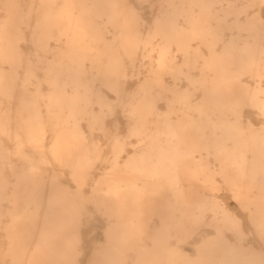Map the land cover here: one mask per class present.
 Returning a JSON list of instances; mask_svg holds the SVG:
<instances>
[{
	"label": "bare ground",
	"instance_id": "obj_1",
	"mask_svg": "<svg viewBox=\"0 0 264 264\" xmlns=\"http://www.w3.org/2000/svg\"><path fill=\"white\" fill-rule=\"evenodd\" d=\"M243 1L167 0L169 10L159 12L149 44L154 51V39L160 37L159 67L174 79L171 88L164 85L162 78L158 81L166 92L164 99L169 111L166 114L158 111L155 97L147 92L150 88L122 104L132 129L144 137L146 146L131 154L124 166L114 165L111 172L131 175L133 184L140 177L145 180L144 198H139L136 186L123 189L111 198L108 213L116 218V223L107 229L106 244L95 251L89 264H128L125 252L137 248L144 232L155 238L148 231L147 213L157 212L163 224H168L166 204L172 195L177 201V211L182 213L176 221V233L186 238L203 226L208 211L215 216L208 225L215 227L217 233L200 245V264H264V252L254 246L245 249L228 239L227 230L245 236L241 220L227 208L211 203L206 193L198 190V183L215 188V174L221 175L234 191V198L250 210V221L264 242V126L256 129L243 120L245 106L257 109L258 116L264 118V0ZM86 2L40 1L43 25L50 30L47 35L60 34L69 40L68 47L62 49L64 59L58 61L60 69L48 79L53 92L46 113L52 129L56 125L52 117L56 111L61 118L58 124L72 126L56 134L53 155L77 178L100 160V153L93 155L85 144L87 138L79 131L82 122L88 119L91 124L103 126L108 113H114L112 105L100 96L102 90L92 86L82 64L90 60L102 84L115 93L119 92L116 75L122 67L121 57L109 55L100 41L96 43L97 50L87 54V39L93 36L95 26L84 16ZM93 3L98 14L113 16L116 12L109 0H93ZM18 7L16 0H0V12L5 13L0 15V134H8L15 119L11 103L18 80L16 69L22 64L15 34ZM122 13L121 19L125 20L127 12ZM119 31L124 35L122 26ZM133 40L126 38L124 46L135 47L137 42ZM173 46L181 53L180 61L172 54ZM64 69L72 78H64ZM197 69L199 75H194ZM245 75H250L255 84L243 80ZM183 79L193 87V92L182 89L178 81ZM168 91L172 99L167 96ZM197 91L201 93L198 102L193 99ZM93 103L101 107L100 113L92 108ZM37 105L24 96L19 102L16 153L20 161L10 163L15 178L11 191L5 165L12 153L0 137V228L5 215L2 202L11 203L7 212L10 222L3 225L7 248L0 257H9L11 264L26 261L27 264H72L70 255L60 245L74 230L73 219L77 214L80 216L79 205L72 199L67 201L65 195L59 199L54 178L47 193L44 175L49 173V168L42 151L43 121L37 114ZM31 106L33 110L29 111ZM23 110L29 114H22ZM25 145L30 149L26 150ZM112 146L116 157L124 151L117 138L112 140ZM210 156L214 157L217 168L211 166ZM133 217L139 220L136 227L131 221ZM120 250L123 252L117 255ZM147 263L163 264L155 254L138 250L135 264Z\"/></svg>",
	"mask_w": 264,
	"mask_h": 264
},
{
	"label": "rangeland",
	"instance_id": "obj_2",
	"mask_svg": "<svg viewBox=\"0 0 264 264\" xmlns=\"http://www.w3.org/2000/svg\"><path fill=\"white\" fill-rule=\"evenodd\" d=\"M40 1L16 0L19 6L15 21V34L19 40L16 48L22 54V64L17 66L16 69L18 80L15 84V95L11 103L12 115L15 119L10 125L9 133L0 134L12 153L10 162L7 161L8 164L5 165V174L10 182L9 191H11L15 178L11 172L10 163L20 161L16 153L18 144L16 134L20 126L17 121L20 114L19 102L21 97L24 96L31 103L37 102V114L43 121V125H41L43 134L42 151L45 154V163L49 168V173L44 175L48 185V195L54 178L57 182L54 187L59 191V199H63L65 195L67 201L72 199L73 203L79 205L80 216L78 217L77 214L73 219L74 230L67 241L60 246H64L67 254L70 255L72 264H89L95 251L104 246L102 244L106 241L107 229L116 223V218L108 213L111 198L116 197L121 190L132 186L138 187L137 194L139 198H144L145 180L140 177L136 180V184H133L130 180L131 175L126 173L115 174L111 170L114 165L124 166L131 154L135 155L141 147L146 146L144 137L136 135V130L132 129L128 115L123 112L122 104L133 98H138V93L143 94L145 88H150L147 92L155 97L158 111L162 114L169 111V104L164 99L166 92L158 85V81L162 78L165 82L164 85L171 88L174 85V79L163 73L159 67L160 56L159 45L157 44L161 42L160 37L154 39V44L157 47H153L154 51H151L152 48L149 44V40L153 36V25L159 12H165L169 10V7L166 3L167 0H109L111 2L110 7L116 9L115 14L109 16L98 14L94 8L93 0L84 3V16L95 26L93 36L87 39L89 40L87 54L90 55L91 52L96 51V43L100 41L106 45L109 55L115 54L121 57L122 67L116 75L119 81V92L115 93L102 84L98 70L92 67L90 60L86 59L82 64V69L89 77L92 86L102 90L100 96L112 105L114 113L109 115L107 112L108 115L103 126L101 124H91L88 119L82 122L79 131L87 138L85 144L92 149L93 155L97 152L100 153V160L77 178L69 168L62 164L59 157L53 155L56 134L62 129H70L72 126L71 124H58L61 118L57 114L59 111H56L52 116L56 125L54 126L55 129H52L46 113V105L49 103L50 94L53 92V87L48 79L53 72L60 69L57 67L58 61L61 62L64 59L62 49L68 47L69 40L60 34L59 36L47 35L50 30L43 25ZM241 2L244 1L240 0ZM122 12H127L125 20L121 19ZM0 13V15H5L2 11ZM120 26L123 28L124 35L119 34ZM128 37L137 42L135 47L124 46ZM196 44L194 43L195 46H197ZM73 52L81 54L80 51ZM172 54L177 55L178 60H181V53L177 52L176 46H173ZM64 73L65 79L72 78L71 75H68L70 72H65V69ZM193 73L199 75V69L194 70ZM243 78V80L251 82V85L255 84L250 75H245ZM179 82L180 86L183 87L182 89L194 91L187 80L185 82V79H183ZM67 90L71 92V87L68 86ZM167 94L172 99V93L168 91ZM57 96L59 97V95ZM200 97L201 93L197 91L193 99L198 102ZM1 99L2 97H0V104L2 103ZM93 100H95V97ZM92 108L99 113L102 111L97 103H93ZM251 108L250 106L244 107L245 116L243 120L245 124L250 122L256 129H260L264 126V118L258 116L257 109ZM32 110L33 106L29 111ZM21 113L24 115L29 114L28 110H23ZM174 116L172 115V117ZM114 138H117L124 146V151L117 157L112 146ZM25 149L29 150L30 147L25 145ZM209 160L211 166L217 168L214 157L210 156ZM198 185L200 186L198 190L202 194L206 193L205 195L211 203L227 208L241 220L245 236L240 237L234 231L227 230L228 239L233 244L242 246L245 249L254 246L264 252V242L260 233L250 221V210L245 209L235 199L234 191L227 185L221 175L215 174V188L203 187L202 183H198ZM166 205L169 216L168 224H163L157 212H148V231L155 234V238L144 232L143 237L136 246L137 248L125 252L128 264L136 263L138 250L155 254L163 264H200V245L217 233L215 227L208 225L215 218L213 212L208 211L203 226L196 229L192 237L186 238L185 235L176 233V221L178 217H182V213L176 209L177 201L174 195L170 197V202ZM10 208V201L2 202V211L5 215L4 223L0 228V253H4L7 248V237L3 225L5 226L10 222V217L7 214ZM46 210L47 200L43 211ZM218 217L221 218V215H218ZM131 221L135 227L138 225V218L133 217ZM37 240L38 238L35 236L33 241L36 242ZM35 242L30 245L31 250L34 249ZM147 244L152 246H146ZM163 248L168 251L163 253ZM122 252L123 250H120L117 255ZM0 264H11V260L9 257H0ZM24 264H27V261Z\"/></svg>",
	"mask_w": 264,
	"mask_h": 264
},
{
	"label": "crops",
	"instance_id": "obj_3",
	"mask_svg": "<svg viewBox=\"0 0 264 264\" xmlns=\"http://www.w3.org/2000/svg\"><path fill=\"white\" fill-rule=\"evenodd\" d=\"M16 163H18L17 161H16ZM106 244V241L102 244V245H105ZM101 245V246H102ZM146 246H152L151 244L149 245V244H147Z\"/></svg>",
	"mask_w": 264,
	"mask_h": 264
}]
</instances>
